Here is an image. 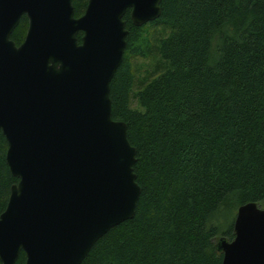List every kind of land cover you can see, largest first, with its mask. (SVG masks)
I'll use <instances>...</instances> for the list:
<instances>
[{"label": "trees", "instance_id": "trees-1", "mask_svg": "<svg viewBox=\"0 0 264 264\" xmlns=\"http://www.w3.org/2000/svg\"><path fill=\"white\" fill-rule=\"evenodd\" d=\"M88 1L73 0L76 18ZM161 8L142 27L126 13L127 50L111 82L113 119L137 150L136 216L82 264H222L217 241L235 238L238 208H264V0ZM28 27L24 16L11 37L18 46ZM7 150L0 132V216L19 183Z\"/></svg>", "mask_w": 264, "mask_h": 264}, {"label": "water", "instance_id": "water-1", "mask_svg": "<svg viewBox=\"0 0 264 264\" xmlns=\"http://www.w3.org/2000/svg\"><path fill=\"white\" fill-rule=\"evenodd\" d=\"M163 0H0V132L19 183L0 216V262L82 264L112 229L134 219L141 187L127 125L113 119L111 82L123 63L130 11L158 20ZM26 16L21 45L12 40ZM82 33V42L78 36ZM222 264H264V208H238Z\"/></svg>", "mask_w": 264, "mask_h": 264}, {"label": "rangeland", "instance_id": "rangeland-1", "mask_svg": "<svg viewBox=\"0 0 264 264\" xmlns=\"http://www.w3.org/2000/svg\"><path fill=\"white\" fill-rule=\"evenodd\" d=\"M233 216L234 215H232L231 217H229V222L227 223V225H229V223H231V221L233 220Z\"/></svg>", "mask_w": 264, "mask_h": 264}]
</instances>
